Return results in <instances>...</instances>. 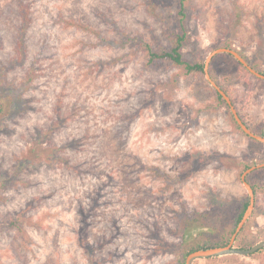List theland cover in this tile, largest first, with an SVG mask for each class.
<instances>
[{"label":"rangeland","instance_id":"1","mask_svg":"<svg viewBox=\"0 0 264 264\" xmlns=\"http://www.w3.org/2000/svg\"><path fill=\"white\" fill-rule=\"evenodd\" d=\"M177 11V0H0V85L14 97L0 120V264H177L179 221L196 211L209 218L185 245L229 235L264 144L236 128L205 73L147 63L142 42L168 49ZM186 15L185 60L229 48L264 72V0H188ZM209 73L264 132V80L226 53ZM45 133L64 162L21 165ZM252 180L255 209L236 248L264 240V168ZM195 264H264V248Z\"/></svg>","mask_w":264,"mask_h":264},{"label":"trees","instance_id":"2","mask_svg":"<svg viewBox=\"0 0 264 264\" xmlns=\"http://www.w3.org/2000/svg\"><path fill=\"white\" fill-rule=\"evenodd\" d=\"M188 0H177L178 2V20H179V26L180 30L178 33L174 34L172 37H170V47L168 49H161V50H155L152 45H150L147 42H142V49L145 54L146 60L148 64H153L157 61H161L164 63L169 64L170 66L180 69L185 75H199V74H204L205 71V64L203 62H189L184 59L183 57V51L184 48L186 47L187 43L189 42V34L186 30L185 27V20H186V4ZM23 9V16H24V25L22 26V32H26V24L29 21V9L22 7ZM24 36H21V40L17 43L18 47V52L20 58H24L26 54V44L24 41ZM229 55V54H226ZM241 55L246 59L245 55L241 53ZM231 56V55H229ZM233 57V56H232ZM234 58V57H233ZM240 64V63H239ZM241 65V64H240ZM242 68L250 73L243 65H241ZM5 70V69H4ZM3 70V71H4ZM251 74V73H250ZM264 74V72H262ZM252 75V74H251ZM2 70L0 69V79L2 82ZM35 73L32 70H29L25 79V84H31L35 80ZM213 76V75H212ZM217 82V81H216ZM1 84V83H0ZM222 89L230 95L229 91L225 88L222 87ZM26 90V89H25ZM215 95H216V101L218 105H221L226 108L231 120L235 124L236 128L240 130L242 133L243 131L240 129L238 126L237 122L235 121L231 110L226 103V101L223 99V97L215 90ZM13 99L14 97L10 94L9 89L7 90L6 88H3L2 85H0V120L3 119L5 116H8L10 114V110L13 107ZM240 114V113H239ZM4 116V117H3ZM241 116V115H240ZM243 121L247 124V126L256 134L264 136V132H259L256 131L254 128H252L244 119V117L241 116ZM58 126L56 125V128ZM52 132V129H51ZM49 134H41L38 136L36 139L35 144L31 145L21 156L19 160H21V165L24 164L25 161H30L31 164L35 163H52L56 162L58 164L64 162V156H63V147H53L50 143V140H48ZM247 136V135H246ZM50 137V136H49ZM250 138V137H249ZM48 144V145H45ZM50 144V145H49ZM218 154V153H216ZM221 158L225 160H232L230 156H227L226 154L220 155ZM29 162V163H30ZM255 172V171H254ZM252 172L247 176V181L251 184V186L254 189L255 195L257 194L258 187L252 180V175L254 174ZM249 205V197H247L244 202L242 203V206L235 217L234 220V226L230 230L229 235L225 237L222 240H216L214 241L213 238H206L203 240H195L194 243L190 245H185V232L187 231L188 228H191L194 223H204L209 217L208 213L204 212H199L196 211L193 213L192 216L189 217H184L179 221V229H178V237L180 239V242L174 245L175 249L171 250L177 260V264H186V258L187 256L200 249H209V248H214V247H221V246H226L229 243L231 235L235 232V229L241 219L244 216V213ZM252 218V217H251ZM249 222L245 225L243 230L239 233L236 242L240 240L241 235L249 228ZM9 226L12 228H17L20 231V234L22 237L26 238L27 234L25 230L19 226L18 222L15 220L9 223ZM191 226V227H190ZM246 247H242L241 249H244ZM88 249V248H87ZM89 250V249H88ZM256 253L249 255L253 256Z\"/></svg>","mask_w":264,"mask_h":264},{"label":"water","instance_id":"3","mask_svg":"<svg viewBox=\"0 0 264 264\" xmlns=\"http://www.w3.org/2000/svg\"><path fill=\"white\" fill-rule=\"evenodd\" d=\"M226 53L231 56H233L241 65H243L252 75L255 77L264 80V74L261 72L257 71L255 68H253L248 61L237 51L229 48H220L215 51H213L207 58V61L205 63V74L208 82L210 85L216 90L226 101L228 104L231 113L237 122L238 126L240 129L243 131L245 135L250 137L253 140H256L262 144H264V136L258 135L254 133L248 126L247 124L243 121L241 118L238 110L236 109L232 99L230 96L222 89V87L211 77L209 73V65L213 57H215L218 54ZM264 168V163L258 166L251 167L247 169L243 175H242V181L243 184L246 188V191L249 195V205L244 213L243 218L237 225L235 232L233 233L230 243L226 246H221V247H214V248H209V249H200L195 252L190 253L187 258H186V264H195V261L201 260V259H210V258H217V257H225V256H232V255H239V256H249L252 255L259 250L264 248V240L256 243L252 247L248 249H241V248H236L234 247V242L236 241L239 233L243 230L245 225L248 223L250 218L253 215L254 209H255V204H256V197H255V192L251 184L247 181V176L254 172L257 169H263Z\"/></svg>","mask_w":264,"mask_h":264},{"label":"flooded vegetation","instance_id":"4","mask_svg":"<svg viewBox=\"0 0 264 264\" xmlns=\"http://www.w3.org/2000/svg\"><path fill=\"white\" fill-rule=\"evenodd\" d=\"M256 171V170H255Z\"/></svg>","mask_w":264,"mask_h":264}]
</instances>
